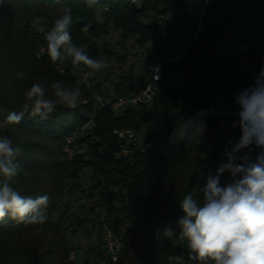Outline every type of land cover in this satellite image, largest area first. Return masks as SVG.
Masks as SVG:
<instances>
[{
    "label": "trees",
    "instance_id": "obj_1",
    "mask_svg": "<svg viewBox=\"0 0 264 264\" xmlns=\"http://www.w3.org/2000/svg\"><path fill=\"white\" fill-rule=\"evenodd\" d=\"M238 2L96 0L89 7L87 0H5L0 5V122L9 112L18 114L24 103L25 92L13 89L18 72L27 73L28 78H58L54 67L60 62L50 61L45 34L65 9L71 10L73 44L82 46L90 57L106 55L92 40L112 26L140 44L151 42L149 55L162 67L158 81L152 80V71L138 85L134 81L116 89L119 96L152 85L156 96L150 109L146 105L115 114L105 106L94 111V96L82 84L87 104L74 109L57 106L47 119L25 114L18 125L0 128L20 149L11 185L21 195L47 194L51 198L43 224L17 223L7 217L0 222V264H72L66 241L50 216L64 194L65 181L77 180L85 169L92 174L98 204L110 214L116 211L122 215L114 218L110 227L116 229L124 220L133 226L123 235L118 264H169L170 255H183L185 264H195L187 259L182 244L163 238L157 230L167 225L179 233L180 201L189 193L198 202L202 200L208 175H215L218 164L226 160L222 150L226 138L238 140L240 128L222 133L207 114L204 135L190 145L173 146L170 135L198 110L208 111L221 91L224 106L239 109L235 95L251 86L264 69V43L257 44L264 32L242 38L232 53L224 50L231 13ZM97 10L102 12L101 23L95 17ZM148 13L153 19L145 23L142 18ZM35 20L43 21L41 32L31 28ZM4 47L9 48L11 57L6 58ZM14 63L16 68L10 70L8 66ZM78 79L66 69L61 74V80L72 85ZM90 119L94 128L75 143H84L86 152L61 160L58 154L63 138ZM120 129L144 130L143 142L149 143V148L142 153L132 145L130 154L117 157L120 143L113 131ZM258 152L254 149L251 155ZM230 180V174L225 173L220 183ZM74 222L83 225V219ZM50 233L53 236H48ZM96 255L101 257V253Z\"/></svg>",
    "mask_w": 264,
    "mask_h": 264
},
{
    "label": "clouds",
    "instance_id": "obj_2",
    "mask_svg": "<svg viewBox=\"0 0 264 264\" xmlns=\"http://www.w3.org/2000/svg\"><path fill=\"white\" fill-rule=\"evenodd\" d=\"M4 2L0 0V5ZM95 3L96 0H87L89 7ZM72 23L71 10L65 9L45 34L46 52L53 64L70 60L72 66L82 65L88 71L73 86L62 80L53 81L50 88L44 81L33 82L24 93L21 111L7 113L0 128L18 125L25 114L47 119L57 106L77 108L82 96L80 85L109 68V60L93 59L82 46L73 44ZM88 27L83 30L87 31ZM17 77L28 79V74L18 72ZM235 103L239 106L235 115L239 118L240 137L235 144L229 141L226 145V160L218 164L215 175H208L202 188V200L198 202L189 193L180 201L183 215L177 220L178 234L167 225L162 231L157 230L163 238L182 244L187 259L195 264H264V69L251 86L235 95ZM206 115L207 110H198L174 134L172 131L173 146H187L203 136ZM254 149L259 152L253 160ZM19 152L12 139L0 132V222L7 217L17 223L43 224L50 196L21 195L10 183L17 175L15 161ZM225 173L230 174L231 180L221 185ZM168 261L169 264H185V257L170 255Z\"/></svg>",
    "mask_w": 264,
    "mask_h": 264
},
{
    "label": "rangeland",
    "instance_id": "obj_3",
    "mask_svg": "<svg viewBox=\"0 0 264 264\" xmlns=\"http://www.w3.org/2000/svg\"><path fill=\"white\" fill-rule=\"evenodd\" d=\"M101 14L102 12L99 10L95 13L99 23L102 21ZM152 19L151 14L148 13L142 18V21L147 23ZM31 28L36 32H41L44 29V23L41 20H35L31 24ZM261 32H264V0H239L231 13V21L226 31L228 43L225 44L224 50L232 53L234 50H238L239 41L242 38L257 37ZM92 42L99 51L103 50L106 54L93 59L105 58L110 61L108 69L88 78L93 96L99 97L100 102L104 104L110 103L117 96V88L124 89L128 83L134 81L138 85L141 78L152 72L156 65L152 56L149 55L151 42L140 44L135 37L124 36L119 29L112 26L108 27L105 35L93 39ZM257 44H260L259 38ZM9 51V48L6 47L2 49V52L6 53V58L11 57ZM8 67L11 70V68L15 69L16 65L14 63ZM54 69L57 71L58 78L52 79L47 78L48 76L42 77V75L28 79L18 78L13 89L25 92L33 82L37 81L46 82L50 88L53 81L61 80L62 73L59 75V70L64 72L66 69V73L69 72V75L76 79L88 71L82 65L79 67L72 66L70 60L60 62ZM64 83L73 86L67 81ZM82 104H87L83 94L78 106ZM94 104L96 107V100ZM150 104H148V109L151 107ZM215 104L218 107L224 106L222 91L218 94ZM121 111H116L115 114H120ZM133 132L136 134L139 144L143 143L145 140L144 130ZM83 135L81 134L79 138H83ZM237 141L234 140L233 144ZM76 148L80 154L86 152L84 143L79 144ZM58 155L63 160V156L60 153ZM251 156L254 160L255 156ZM91 175V172L85 169L77 180H66L64 194L59 201L57 210L50 216L51 222L57 227L56 231L61 232L66 241L68 258L72 264H109L103 249L102 238L105 229L113 226V219L122 217L120 212L115 211L110 214L104 206L98 204L97 190L93 188ZM114 206L118 208L119 203L115 202ZM75 218L83 219V225L77 226V222H74ZM48 236H53V233L48 234ZM97 252L101 253L100 258L96 257Z\"/></svg>",
    "mask_w": 264,
    "mask_h": 264
},
{
    "label": "built area",
    "instance_id": "obj_4",
    "mask_svg": "<svg viewBox=\"0 0 264 264\" xmlns=\"http://www.w3.org/2000/svg\"><path fill=\"white\" fill-rule=\"evenodd\" d=\"M260 43H264V33L260 36ZM158 69V71H157ZM161 65L156 64L153 68V75L152 80L158 81L161 74ZM60 73H63L62 70H59ZM158 78H156V76ZM82 75H80L81 77ZM89 80L84 85L85 89L91 93H93V90L91 89V86L89 85ZM156 96V90L152 85H147L143 88H138L136 92L128 94V95H119L116 96L110 103L104 104L103 102H100V98L97 97L94 99L97 102V105L94 109L98 110L105 106H108V108L113 111L114 113L116 111H121L124 109H132V108H139L142 106H146L149 103L152 102L153 98ZM239 111L232 110L228 107H218L215 103H211L209 106V109L207 111V114L210 118L214 119V121L219 126L222 133H226L227 130H234L238 126V116L235 115V113ZM236 123V126L233 127V123ZM90 128H94V123L90 119L88 122L82 126L81 128H78L68 135H66L63 138L61 147H60V154L63 156L64 159L70 160L73 156H75L79 151L76 148V141L79 139L81 134H85L86 131ZM113 134L115 135L116 139L120 143L119 145V151L117 153V157H125L128 154L131 153L133 148H131L132 145L139 151V152H145L149 148V143H140L136 139V134L131 131L130 129H120V130H114ZM231 141L233 144V138L228 137L226 138L224 145H223V152L225 153V147L228 144V142ZM133 226L131 223L127 221H123L116 229L107 227L105 229L103 238H102V244L103 249L107 258V261L109 264H118V254L120 249L122 248V238L125 232H127L129 229H131Z\"/></svg>",
    "mask_w": 264,
    "mask_h": 264
}]
</instances>
